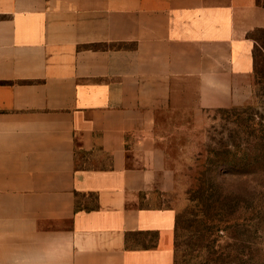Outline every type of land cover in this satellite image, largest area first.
I'll list each match as a JSON object with an SVG mask.
<instances>
[{"label":"crops","instance_id":"0c3cea01","mask_svg":"<svg viewBox=\"0 0 264 264\" xmlns=\"http://www.w3.org/2000/svg\"><path fill=\"white\" fill-rule=\"evenodd\" d=\"M258 28L260 0H0V264H176L158 114L252 100Z\"/></svg>","mask_w":264,"mask_h":264},{"label":"rangeland","instance_id":"374dc122","mask_svg":"<svg viewBox=\"0 0 264 264\" xmlns=\"http://www.w3.org/2000/svg\"><path fill=\"white\" fill-rule=\"evenodd\" d=\"M249 35L258 42L252 100L158 114L153 131L176 187L144 195L142 205L175 209L176 264H264V28Z\"/></svg>","mask_w":264,"mask_h":264},{"label":"trees","instance_id":"16d2710c","mask_svg":"<svg viewBox=\"0 0 264 264\" xmlns=\"http://www.w3.org/2000/svg\"><path fill=\"white\" fill-rule=\"evenodd\" d=\"M260 47H261L262 50L264 51V45H261ZM254 59H255V55H254ZM254 62H255V60H254ZM255 78H257V77L255 76ZM259 79H260V78H259ZM259 79H258V80H259ZM260 80H261V79H260ZM198 201H199V198H198ZM175 262H176V256H175Z\"/></svg>","mask_w":264,"mask_h":264}]
</instances>
